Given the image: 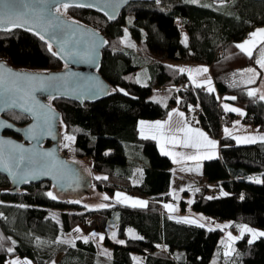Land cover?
Instances as JSON below:
<instances>
[{
	"label": "trees",
	"instance_id": "obj_1",
	"mask_svg": "<svg viewBox=\"0 0 264 264\" xmlns=\"http://www.w3.org/2000/svg\"><path fill=\"white\" fill-rule=\"evenodd\" d=\"M63 14L93 26L107 39L98 71L110 85L111 94L95 104L81 105L64 99H54L50 104L59 112L66 134L75 139L74 157L79 161L91 159L92 173L100 177L91 178L93 190L99 195L123 191L148 203L137 208L114 202L106 209L88 210L83 199L75 203L49 198V182L29 185L22 189V195L11 196L6 192L9 181L0 176V264L16 256L29 259L32 264H52L59 256L55 264H135L133 254L140 256L142 264H210L221 231L168 218L163 207L173 202L172 165L159 154L152 140L138 134L141 120H161L175 107L191 118H195L190 113L193 108L201 109L197 124L219 141L220 158L206 161L202 167V174L216 195H211L210 185L200 187L190 206L193 213L263 231L264 142L241 146L224 137L219 99L213 93L189 86L187 77L174 64L211 66L219 93L235 96L232 102L245 109L246 120L252 118L253 126L264 133V102L248 96L242 88L231 89L225 76L241 59L238 56L242 53L235 45L254 28H264V2L134 3L113 23L82 9L66 10ZM176 20L186 31V45L180 42ZM125 30L133 40L132 48L125 43ZM10 34L20 38L17 42L0 43V61L26 71L62 69V62L48 51L47 43L21 31ZM219 53L223 55L218 56ZM247 64L254 65L252 58H247ZM143 68H149L146 86L137 80ZM182 83L186 87L180 89ZM162 88L166 91L162 92ZM3 117L20 128L29 123L27 117L14 112ZM249 177L262 182L253 183ZM221 191L227 195L221 196ZM180 207L184 209V203ZM112 224L124 244H112L105 238L111 247V259L97 254L92 242L80 240L73 246L55 242L77 227L85 233H106ZM127 230L135 231L138 238H128ZM248 240L244 235L235 243L232 257L220 264H264V238L251 244ZM8 247L13 248L11 253Z\"/></svg>",
	"mask_w": 264,
	"mask_h": 264
},
{
	"label": "water",
	"instance_id": "obj_2",
	"mask_svg": "<svg viewBox=\"0 0 264 264\" xmlns=\"http://www.w3.org/2000/svg\"><path fill=\"white\" fill-rule=\"evenodd\" d=\"M165 0H48V4L53 8V14L59 15L60 20L66 22L60 28L50 29L48 32L41 33L45 36V40H41L40 36L34 34V31L27 30V27H15L11 30H5V25L0 24V34L13 33L21 31L25 34L32 35L41 41L51 43L53 51L57 52L55 57L59 62H62L63 67L58 71L51 72H35L15 69L11 65L0 61L4 65L0 72L8 73L31 74L37 76L54 75L62 77L63 79L54 81L53 87H48L41 90L39 87L31 92L32 101L37 105H46L48 107L50 116V134L47 127H44L43 134L33 136L29 129L34 124L43 125V121H38L36 117L27 113L19 106L9 107L6 103L9 93L0 95V159L7 161L8 168L0 166V176H4L10 183V188L6 190L11 196L22 195V189L29 185L41 184L49 182L51 192L57 197L56 200L60 202L72 201L78 203L83 197H89L94 193L92 190V179L86 174L78 162L69 160L61 151L60 143V129L61 116L59 112L51 105L54 99L66 100L71 103H78L81 105L95 104V102L106 99L111 94L110 85L102 79L99 74L100 64L102 62V52L107 46V39L93 26H88L79 23L72 19L66 18L61 9V13H55V6L57 3H69L70 9H82L84 11L94 12L100 16H104L108 22H116L121 16L124 9L134 3H156ZM215 3H229L232 0H208ZM256 2H264V0H249ZM76 4H84V7L74 6ZM91 5V6H87ZM111 17V18H110ZM75 22V23H72ZM61 40H67L65 51H60L59 44ZM106 41V43H101ZM46 43V42H45ZM47 43V44H48ZM95 44L93 59L89 62L82 58L89 46ZM78 52L80 55H68V51ZM15 79V77H9ZM22 87L28 88L27 82H20ZM2 91V90H0ZM17 95H20L18 93ZM21 102L18 100L17 104ZM14 112L21 114L29 119V123L17 127L11 121H8L3 116ZM19 139H17V138ZM10 142V143H8ZM15 145L21 146L27 150L24 153L14 150ZM49 152L52 154L51 158L43 157L39 154ZM25 156V160L19 161L20 167L16 168L15 164L19 160L20 155ZM31 157V159H28ZM54 158L55 167H52V160ZM33 169L37 175L33 178L29 176L27 182L18 180L21 169L25 167ZM51 168L47 175L39 174L41 169ZM17 173L13 176L12 173Z\"/></svg>",
	"mask_w": 264,
	"mask_h": 264
},
{
	"label": "snow or ice",
	"instance_id": "obj_3",
	"mask_svg": "<svg viewBox=\"0 0 264 264\" xmlns=\"http://www.w3.org/2000/svg\"><path fill=\"white\" fill-rule=\"evenodd\" d=\"M191 2L195 3L196 0H191ZM70 6L69 3H57L55 6V13L59 14L61 13V9L67 10ZM74 6L77 7H84L86 5L84 4H76ZM91 6V5H87ZM111 18V17H110ZM66 22L60 20L59 15H54L53 14V8L51 5L48 4V0H0V24L5 25V30H11V28L15 27H27V30L29 31H34V34H37L40 36L41 40H45V36L41 33L48 32L50 29H56L60 28L61 25L65 24ZM75 23V22H72ZM125 35H127V30H125ZM186 39V38H185ZM48 43L47 41H45ZM183 42V41H182ZM101 43H106V41H103ZM264 45V28H258L251 32L249 34V39L244 40L241 43H238L235 45L236 48H238L241 52L245 53L246 55L249 56V58H252L253 53L252 49L254 46L257 44ZM68 44L67 40H61L59 44L60 51H65L66 50V45ZM94 47L95 44L93 43L87 51L84 53V56L82 58L87 59L89 62L92 61L93 59V53H94ZM48 51L52 53V55H57V52L53 51V46L51 43H48ZM68 55H80L78 52H72L71 50L68 51ZM256 63L261 67L264 68V48L261 50V58L256 60ZM4 65L0 64V69H3ZM181 72H196V73H204L207 72L206 68H197V69H184L181 68L179 69ZM242 72H247L253 74V77L255 75V70L253 68H248L242 70ZM9 77H15V79H9ZM253 77H250L246 83L251 84L254 83L255 80ZM63 79L62 77L54 76V75H49V76H37V75H31V74H20V73H8L6 76L4 72H0V95L3 93H9L8 100L6 101L7 105L9 107L11 106H19L23 108V110L27 113H30L38 121L42 120L43 125L40 124H34L30 129L29 132L33 135H39L43 134L44 127H47L49 130L50 134V116H49V109L46 105H37L32 101L31 97V92L35 89V87H39L41 90L48 88V87H53L54 81ZM21 81L27 82L29 85L28 88H24L21 85ZM206 85H208V91L212 92L214 89L211 87V80H207L204 82ZM198 87L200 86L199 84L197 85ZM118 91H123V89H117ZM257 89H250L247 92V95L252 97L257 95ZM20 93V95H17ZM127 95V93H125ZM261 100H264V95H260L259 97ZM226 99H232L235 100L236 97H228ZM20 101L21 103L18 105L17 101ZM223 108L225 112H235L240 115H244V113L234 107H229L228 104H224ZM3 110V109H0ZM172 113H169V117H171ZM179 116H183V113H177ZM168 122H160L157 121L154 124H146V122L141 121L140 122V132L141 135L144 136L145 132L151 133V138L156 139L158 142L161 143V152L164 155H169L170 153L165 151L164 144L166 143H172V144H182L183 147H194V148H199L201 146H207L210 148H215L216 146V141L211 140L207 137V135L198 130V129H191L187 127V124L184 125L183 128L178 129L179 132L184 133V138L183 140L178 139L174 135H169L168 132L165 131V125ZM170 131V130H169ZM225 135H231L229 130L227 128L224 129ZM191 133H195V137H198L199 139H194ZM147 138V137H145ZM66 141H72L74 137L70 135H66L64 137ZM236 142L239 143H254L256 142L257 139L260 141H264V136H244V137H234ZM10 143V142H8ZM65 147H68V144L64 145ZM14 150L19 151L21 153H24L25 149H23L19 145L13 146ZM43 157L51 158L52 154L49 152L41 153L39 154ZM173 157L175 158L176 155H180L178 153H171ZM214 156L213 152H207V153H197L196 155H190L187 156L186 158L189 160H200V159H211ZM28 159H31L29 157ZM25 160V156L23 154L20 155L19 160L16 162L15 167L19 168L20 163L19 161ZM0 166H3L4 168H8V163L7 161H4L0 159ZM52 167H55V161L54 158L52 160ZM51 171V168H44L41 169L39 174L41 175H47ZM13 176H17V173L13 172ZM37 175V172L33 169L25 167V169H21L19 175L17 176L18 180L21 182H27V178L29 176L35 177ZM96 179H100V177H96ZM104 179H107V177H104ZM250 181L253 183H261L262 181L259 178H254V177H249L248 178ZM196 191H199V189H196ZM46 195L55 200L57 197L53 194V192L49 191L46 193ZM116 202L121 203V204H130L132 207H146L147 206V201L139 200V199H133L129 196H126L122 193L117 192L116 194ZM221 196L227 195V193L221 191L220 193ZM104 200H108V196L103 197ZM208 199H212V197H208ZM241 199H243V196H241ZM191 203V201H189ZM109 205L106 204H99L97 205L98 208H105L108 207ZM87 207V206H85ZM164 208L167 209L170 213L176 211V209L170 205V204H165ZM169 219H172L173 217L169 215ZM181 222L183 223H188V224H197L199 227H205L204 224L199 223L195 219H190L187 217L180 218ZM220 227V226H217ZM224 227H228V225H225ZM240 230V237H234L229 233L227 235V241L228 243L225 245V252L224 255L225 257H228L231 255V253L234 251V249L231 246V242L235 241L236 239H239L243 237L245 233H248L251 235V239L248 240V243L251 244L253 241L258 238V237H264V231H256L255 229L249 227L246 224H242L238 226ZM210 231L213 229H209ZM73 231L75 232H80V229L77 227ZM93 237H95L97 234L92 233L91 234ZM115 237V233H113V238ZM84 241L87 242L89 237L85 236L83 237ZM99 239L103 241L104 236L100 235ZM56 243H69V241L65 240H57L55 241ZM13 245L15 244V241L12 242ZM118 243H124V241H118ZM7 251L11 253L13 251L12 247H8ZM6 264H21L19 260H12L9 262H6ZM23 264H30L28 261H24Z\"/></svg>",
	"mask_w": 264,
	"mask_h": 264
},
{
	"label": "crops",
	"instance_id": "obj_4",
	"mask_svg": "<svg viewBox=\"0 0 264 264\" xmlns=\"http://www.w3.org/2000/svg\"><path fill=\"white\" fill-rule=\"evenodd\" d=\"M258 28H263V27H257ZM255 29V28H254ZM254 31V30H253ZM252 31V32H253ZM251 33V32H250ZM248 33V39H249V34ZM247 37V36H246ZM245 38V37H244ZM244 41V40H243ZM241 41V42H243ZM240 43V42H239ZM238 44V43H237ZM262 48H264V45H260L259 43L253 47L252 49V62L254 65H249L247 64V58H249L248 55H246L245 53L241 52L242 55L238 56L241 57V59L234 63L233 66L231 67V70H228L225 72V76L227 78V85L231 88V89H235V88H242L245 91V94H247V92L250 89H257V95L256 96H252V97H256L259 100H261L259 97L260 95H264V81H263V74L262 71L264 68H261L257 63L256 60L261 58L259 56V51L262 50ZM192 66L191 68H206L207 72L202 73V76H199V73H189L187 71L185 72H181L185 75V77H187V84L191 87H195V88H200L202 91L205 90L207 92L208 91V85H206L204 82L207 80H211V87L214 89V91L210 92L213 93L216 98L219 99L220 102V108L222 111V115L220 117L221 119V130H222V135L224 137H229L232 140L235 141L236 145H241V146H249V145H254V144H259L261 142L264 141H260L259 139L256 140V142L254 143H237L236 140L234 139V137H244V136H248V135H252V136H264L263 132L258 131L257 128H255L253 126V124L248 121L249 118H245L246 116V111L243 107H241L240 105H238L237 103H233L232 99H226L228 97H233V95L231 94H226L225 96H222L219 93L218 87H216L215 84V80H214V76L212 74V67L208 66V65H197V64H188V63H180V64H174V67H177L178 69H181L185 66ZM248 68H253L255 70V75L253 77V74L251 73H247V72H242V70L244 69H248ZM245 75H249L250 77H253L255 82L248 84V83H242L241 85L238 86H234L232 85V79L235 77H245ZM200 85L199 87L197 85ZM262 102H264V100H261ZM224 104H228L229 107H234V108H238L240 109L244 115H240L238 113L235 112H225L223 105ZM169 113H172L171 117H169ZM167 114V116H165L163 119L161 120H150V121H145V120H141L146 122V124H154L157 121L160 122H168L165 125V131L168 132L169 135H174L176 136L178 139L183 140L184 138V133L183 132H179L178 129H181L184 127L185 124H187L188 128L191 129H198L202 132H204L207 137L211 140L216 141V146L215 148H210L207 146H201L199 148H194V147H183L182 144H172V143H166L164 144V148L165 151L169 152V155H164L161 152V143L162 142H158L156 139H152L151 138V133L149 132H145V135L142 136L141 132H140V122L138 124V134L147 140H152L158 149L159 154H161L162 156H166L169 160L170 163L172 165L171 169H170V174L172 175V180H171V191L172 190H176L177 191V197H186L189 195H194L196 192V189H199L200 187H207L209 184H207L206 179L204 178L203 174H202V167L203 164L206 161H210V160H217L220 158V152H219V141L218 139H214L213 137H211L207 131H204L197 123L198 120L196 119L197 117H193L191 118L189 115H187V113L184 110H180L178 108H172L171 111ZM177 113H183V116H179L177 115ZM231 118V119H230ZM227 128L229 130V132L231 133V135H225L224 129ZM170 130V131H169ZM190 135L193 136L194 139H199L198 137H195V133H191ZM147 137V138H145ZM207 153V152H213L214 156L211 159H200V160H189L186 157L190 156V155H196L197 153ZM171 153H178L180 155H176L175 158L173 157V155H171ZM126 196H129L125 193H123ZM133 199H139V200H143V201H147L146 199H142V198H138L135 196H129ZM194 199V196H193ZM179 203H184V209L182 207L180 208H176V211H174L173 213H177V212H181V215H185L187 214V202H185L184 199L179 198ZM148 203V201H147ZM127 206L132 207L130 204L125 203ZM137 208H143V207H137ZM164 208V207H163ZM164 210L166 212H169L167 209L164 208ZM192 211V209H191ZM193 213V211H192ZM182 218V216L180 217ZM61 256H59L58 259H60ZM57 259V260H58ZM23 259H21L22 261ZM57 260L55 261V263L57 262ZM20 261V262H21ZM134 263V262H133Z\"/></svg>",
	"mask_w": 264,
	"mask_h": 264
},
{
	"label": "rangeland",
	"instance_id": "obj_5",
	"mask_svg": "<svg viewBox=\"0 0 264 264\" xmlns=\"http://www.w3.org/2000/svg\"><path fill=\"white\" fill-rule=\"evenodd\" d=\"M66 13V10H63V13ZM65 16V15H64ZM176 24L177 26H179V30H180V35H181V44L183 45H186L187 44V34H186V31L184 29V27L180 24L179 20H176ZM256 30V28L254 29ZM20 35H11L10 33H7V34H0V43H4V42H7V41H12V42H17L19 40V37ZM22 37V36H21ZM125 43L128 47L132 48L134 46V43H133V40L132 38L127 34L125 36ZM186 38V39H185ZM248 39V37H245L244 40ZM183 41V42H182ZM241 43V42H240ZM24 45V44H23ZM22 45V46H23ZM259 53V56L261 57V51L258 52ZM192 66H185L183 67L184 69H192L191 68ZM194 69H197V68H194ZM31 71V70H30ZM36 72V71H35ZM43 72H47V71H43ZM193 74H195L196 72H192ZM191 74V73H190ZM197 74V73H196ZM262 74H263V81H264V69L262 71ZM148 75H149V68H143L142 70L139 71L138 73V76H137V80H138V83L142 86H146L148 84ZM198 75V74H197ZM199 76H202V73H199ZM250 78L249 75H245V77H235V79L233 78L232 79V85L234 86H238V85H241L242 83H246V81ZM191 114L193 113L192 110L190 112ZM66 132H65V127L61 125V129H60V137H61V143H60V148H61V151L64 153V155L69 158V160H73L75 162H78V164L83 168L85 169L86 171V174L89 175L90 179L93 178V179H96V177H99L98 175H95L92 173V170L90 168L91 166V159L90 158H84L82 160H78L77 158L74 157V154H73V150H74V142H75V139H73L72 141H66L64 139V137L66 136ZM65 144H68V147H65L64 145ZM208 184V183H207ZM210 186V192H211V195H213V193L216 195V192L213 189L212 185L209 184ZM205 187V186H204ZM92 190L94 189L93 186L91 187ZM119 192V193H124L123 191H115L112 195H105V194H98L96 193V191H94V193L89 196V197H83L81 199H83V204H84V207L86 209H91V210H96V209H106V208H109L111 206V203L113 204L114 202H116V193ZM171 197H173V202L172 205L175 209L176 208H180V203L178 202L179 201V198H182L185 200V202H187V214L185 215H181V212H177L176 214L173 213V212H166L169 215H171L173 218L172 220L173 221H179L181 222L180 220V217L182 216L183 217H187V218H190V219H195L197 220L199 223H202L205 225V227L203 228H206L207 230H209L210 228L213 229V230H216V231H221V235H220V240H219V243H218V247H217V251L215 252L214 254V257L211 259V263L210 264H220L222 260H227V258H230L232 257V255L236 252V248H235V243L237 241H239L241 238L239 239H236L235 241L231 242V246L232 248L234 249V251L231 253L230 256L228 257H225L224 255V252H225V245L228 243L227 241V235L229 233H231L232 236L234 237H240V230L238 228L239 225H242V224H239V223H236V222H233V221H216L212 218H208V217H205L203 216L202 214H194L192 213L191 211V204L193 202V196L192 195H189V196H186V197H177V191L175 190H172L171 192ZM126 194V193H125ZM213 195V196H215ZM104 196H108L109 199L108 200H104L103 197ZM189 201H191V203H189ZM117 203V202H116ZM99 204H106V205H109L108 207H105V208H98L97 205ZM120 205H122L121 203H118ZM123 205H126V204H123ZM193 225H196L198 226L197 224H193ZM225 225H228V227H224ZM217 226H220V227H217ZM115 224H112L109 229L106 231V233L104 232H100V231H90L88 233H85V231H83L81 228L80 229V232H75L73 230H71L67 235H65L62 239L65 240V241H69V243H66L67 245H74V243L76 241H84L83 237L85 236H88L89 239L87 242H92L95 246H96V249H97V254H99L101 257H105L106 259H111L112 257V254H111V247L108 246L106 243H105V238H108L110 240V243H115V244H120V245H123L124 243H118V241H121L120 239L117 238V235H116V232H115ZM253 228V227H252ZM255 229L256 231H261L259 229H256V228H253ZM127 236L128 238L130 239H134V238H138V235L135 231H132V230H127ZM264 231V230H263ZM92 233H96L97 235L95 237H93L91 234ZM113 233H115V237L113 238ZM100 235H103L104 236V239L103 241H101L99 239V236ZM244 235H246L247 237H249V239H251V235L248 234V233H245ZM243 235V236H244ZM260 238H264V237H258L256 238L254 241L260 239ZM132 258H133V262L135 264H142V261H141V258L138 254H133L132 255ZM12 260H19L21 261V258L19 257H11V258H8L6 262H9V261H12ZM24 261H28L30 262V264H32V262L29 260V259H23L21 261V264H23ZM59 261V259L57 260ZM52 264H55L52 263Z\"/></svg>",
	"mask_w": 264,
	"mask_h": 264
},
{
	"label": "built area",
	"instance_id": "obj_6",
	"mask_svg": "<svg viewBox=\"0 0 264 264\" xmlns=\"http://www.w3.org/2000/svg\"><path fill=\"white\" fill-rule=\"evenodd\" d=\"M247 37H248V34H247ZM222 53H219L217 55L218 56L219 55L222 56L223 55ZM185 87H186V84L185 83H182L179 88L181 89V88H185ZM165 91H166V89L165 88H162V92H165ZM192 112H193L192 114H194L195 117H198V116L201 115V109H199L198 107L193 108L192 109ZM248 121L252 122L253 120H252V118H249ZM213 195H215V194L213 193Z\"/></svg>",
	"mask_w": 264,
	"mask_h": 264
},
{
	"label": "bare ground",
	"instance_id": "obj_7",
	"mask_svg": "<svg viewBox=\"0 0 264 264\" xmlns=\"http://www.w3.org/2000/svg\"><path fill=\"white\" fill-rule=\"evenodd\" d=\"M252 123V122H251Z\"/></svg>",
	"mask_w": 264,
	"mask_h": 264
}]
</instances>
